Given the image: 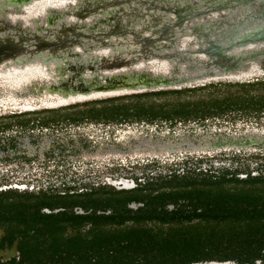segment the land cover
<instances>
[{
    "label": "flooded vegetation",
    "instance_id": "af4514ba",
    "mask_svg": "<svg viewBox=\"0 0 264 264\" xmlns=\"http://www.w3.org/2000/svg\"><path fill=\"white\" fill-rule=\"evenodd\" d=\"M219 81L236 82L209 83ZM39 85H0V252L16 248L6 237L23 233L26 200L37 221L31 234L92 236L105 221L121 218L126 225L143 218L169 231L202 220L198 200L216 176L234 187L264 176V121L120 117L105 109L120 103L109 98L45 107Z\"/></svg>",
    "mask_w": 264,
    "mask_h": 264
},
{
    "label": "water",
    "instance_id": "95a60500",
    "mask_svg": "<svg viewBox=\"0 0 264 264\" xmlns=\"http://www.w3.org/2000/svg\"><path fill=\"white\" fill-rule=\"evenodd\" d=\"M261 74L264 0H0V85L45 107Z\"/></svg>",
    "mask_w": 264,
    "mask_h": 264
},
{
    "label": "trees",
    "instance_id": "16d2710c",
    "mask_svg": "<svg viewBox=\"0 0 264 264\" xmlns=\"http://www.w3.org/2000/svg\"><path fill=\"white\" fill-rule=\"evenodd\" d=\"M107 100L120 102L105 108L120 117L260 125L264 121V75L246 81H219ZM228 180L224 175L216 176L214 186L205 195L201 193L198 203L204 208L199 214L202 220L190 223L189 229L175 226L169 231L147 225L143 218H136L132 225L124 224L125 218H121L105 221L104 227L92 236L31 234L32 224L37 221L31 218V205L26 200L19 221L25 225L23 233L6 237L9 245L16 244V248L1 251L0 264H188L205 260L253 264L264 259V176L253 186H228Z\"/></svg>",
    "mask_w": 264,
    "mask_h": 264
}]
</instances>
